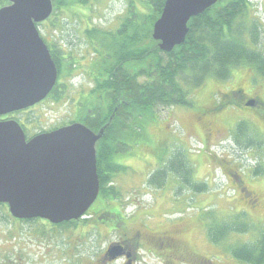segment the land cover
Wrapping results in <instances>:
<instances>
[{
    "label": "rangeland",
    "instance_id": "1",
    "mask_svg": "<svg viewBox=\"0 0 264 264\" xmlns=\"http://www.w3.org/2000/svg\"><path fill=\"white\" fill-rule=\"evenodd\" d=\"M247 1L255 9V19L262 34V43L256 47L259 51H264V0ZM2 2L0 0V4ZM130 4L134 9L143 12L142 0H88L86 8H77L78 11L74 16L67 12H58L55 27L51 26V20L43 22L38 27L50 51L54 52L52 45L57 46L62 55L65 53L79 59L80 69L72 74V79L62 80L69 85L71 93L75 92L72 96L73 101H68V98L56 102L46 99L18 117V121L23 124L20 128L28 134V137L73 121L99 130L97 125L99 122L94 120V110L99 113L98 107H104L105 100L97 98L94 93L87 95L86 91L90 89L91 82L82 73L90 64L89 60H93V50L96 47L95 43L90 44V38L94 39V37L89 36L87 29L115 31ZM145 12L150 13L148 9ZM137 82L141 85L143 80L138 78ZM203 83L199 88L189 90L187 103L180 105L185 106L184 110L188 112L187 114L179 107L162 109L158 107L159 105L153 109L131 107L127 110V113L138 117V121H141L140 130L137 131L139 138L130 144L129 152L114 158V162L123 168L113 180L116 199L102 205L97 198L87 212L93 215L88 222H77L75 226L67 224L52 226L40 219H13L9 217L7 210L0 207V264H99V258L108 245L114 244L127 233H130L128 236L133 239L136 229L133 220L142 219L147 227L156 228L157 214L165 209L163 207L167 194L168 204L173 207L169 212L171 215L167 214L163 217L164 223L167 225L187 218L188 225L181 240L191 251L203 253L201 254L203 264H252L250 261L245 263L236 260L231 256L230 251L241 249L246 245L253 246L252 249L254 246L264 245V141L259 144V152H257L258 161L263 168L255 171V176H260V180L258 178L257 184L251 186V190L260 200L262 209L254 212L246 205L247 200L242 199L241 195L225 182L218 170V162L221 159L237 160L240 155L236 152L249 145L252 147L255 142L261 140L254 138L247 140L246 136H251L249 129L252 123L247 122L248 125H245L240 119L229 120L224 127L230 129L228 131L224 129L222 138L218 137L219 140L214 143L218 147L207 150L203 145L204 134L201 135L199 125L193 126L191 121L194 119V113L209 106L211 98L218 101V92L242 87L244 91L246 89L250 93L261 90L259 86H263L262 92L258 93L264 96V78L253 74L247 67H238L226 79L207 78ZM79 95L86 98L80 99L81 102L78 104L74 99ZM242 124L244 125L241 129L246 133L238 134ZM116 127L127 128V121L118 119ZM126 130L125 132H128ZM132 134L133 132L130 131V134L126 135L128 137ZM234 138L235 145L232 144ZM233 146L236 148L234 149ZM159 152H163L162 160H159ZM179 152H183L187 158L181 161L170 159V156L173 159L175 155L180 154ZM196 152H203V156L191 157ZM214 153L218 154V159L213 157ZM168 164L179 166V170L184 168L186 174L178 175L168 169ZM243 165H250L249 160L245 158ZM189 182L191 187L188 185ZM117 209L120 216L127 218L128 222L125 226L120 223L104 225L105 215ZM201 213H203V247L199 238L198 219ZM214 227L229 230L226 232L225 229H221L222 233L227 234L217 241V245L209 242L211 239L207 234V230ZM161 230L164 229L154 231ZM144 247L151 253L148 254ZM144 247L139 249L137 264H163L160 260L164 256L163 251L156 253L152 252L155 250L151 246ZM254 252L250 258L260 259L262 260L260 264H263L264 255L262 256L256 247ZM117 256L114 255L111 260L117 261ZM198 262L201 264V260H196L194 264H199ZM112 264L122 263L117 261ZM173 264H178V261Z\"/></svg>",
    "mask_w": 264,
    "mask_h": 264
},
{
    "label": "trees",
    "instance_id": "2",
    "mask_svg": "<svg viewBox=\"0 0 264 264\" xmlns=\"http://www.w3.org/2000/svg\"><path fill=\"white\" fill-rule=\"evenodd\" d=\"M2 1L4 3L0 4V8L8 3V0ZM87 1L52 0L53 13L48 19L51 20V26H56L58 12L74 16L77 8H86ZM164 2L165 0H142L143 12L134 9L132 4L128 5L118 28L113 32L87 29L89 36L95 39L90 38V44L95 43L96 47L93 50V60H89L90 64L82 73L91 82L87 95L94 93L97 98L105 100L104 107H98L99 113L94 110V120L99 122V130L112 116L102 139L95 146L99 181L97 198L102 205L117 196L112 186L113 180L123 168L114 162V158L129 152L130 144L139 138L137 131L140 130L141 121L127 113L129 108L153 109L159 105L162 109H170L171 106L184 105L187 103L189 90L199 88L207 78L226 79L238 67H247L255 75L264 78V51H259L256 47L262 43V34L255 19V9L247 0H220L200 16L192 18L187 25L185 41L170 53L161 52L158 43L151 38L153 23L159 18ZM147 9L150 12L148 14L145 12ZM42 39L45 40L43 37ZM46 46L50 48L47 44ZM52 47L54 52L51 50L50 56L58 77L46 99L56 102L68 98L71 101L75 92L71 93L69 85L62 80L71 78L80 69L79 59L65 53L62 55L57 46ZM138 78L143 80L141 85L137 82ZM85 97L82 96V99ZM118 119L126 120L127 128L116 127ZM86 127L94 133L98 132L89 125ZM241 127L242 125L239 129ZM130 131L133 134L127 137ZM0 207L7 210L5 205ZM109 213L119 215L118 209ZM66 224L75 226L76 222L62 225ZM221 229L225 228L214 227L207 230L212 245H217V241L226 236L227 233H222ZM263 246H254L252 249L253 246L246 245L229 251L238 261L260 264L262 260L250 257L254 255L255 247L263 256Z\"/></svg>",
    "mask_w": 264,
    "mask_h": 264
},
{
    "label": "water",
    "instance_id": "3",
    "mask_svg": "<svg viewBox=\"0 0 264 264\" xmlns=\"http://www.w3.org/2000/svg\"><path fill=\"white\" fill-rule=\"evenodd\" d=\"M51 1L8 0L0 8V117L40 104L57 82L36 28L51 16ZM219 1L165 0L151 32L158 49L180 46L189 21ZM111 120L97 133L73 123L28 141L16 122L0 121V205L17 220L58 225L83 219L99 193L95 146Z\"/></svg>",
    "mask_w": 264,
    "mask_h": 264
},
{
    "label": "flooded vegetation",
    "instance_id": "4",
    "mask_svg": "<svg viewBox=\"0 0 264 264\" xmlns=\"http://www.w3.org/2000/svg\"><path fill=\"white\" fill-rule=\"evenodd\" d=\"M50 50V48H49ZM254 74V73H253ZM253 79V76H252ZM261 90H256L255 92L248 93L244 88L238 87L233 88L228 91L218 92L217 100L210 99L209 106L206 108H201L198 112L193 114L194 119H192L191 124L193 126H198L201 129V135L204 134L205 139L203 141V145L207 148V150L211 148H217L214 143L219 140L218 137L222 138L224 129L227 131L230 128H225L228 124L229 120L240 119L246 125L247 122L252 123L251 129H249V135L246 136L247 140L254 138L255 140H260L259 142H252L254 146L251 145L246 146L245 149H241L240 152H236L240 155V158L234 161H227L226 159H221L219 163V172L222 174L225 182L231 185L234 190H236L242 199H246V205L250 207L254 212L260 211L262 207H260V200L256 196L255 192L251 190V186L257 184V179L260 176H255V171L257 169H262L263 167L260 166L259 159V144L264 141V96H261L258 92H262V87L259 86ZM215 94L213 95V97ZM79 97V98H78ZM74 99V102L80 103V99L82 100V96L79 95ZM86 98V97H85ZM84 98V99H85ZM73 101V97H72ZM179 107L183 111L185 106H175L173 108ZM32 109V108H31ZM30 109L14 112L4 117H0V121H14L17 122L20 127H23V124L18 121V117L24 113V111H28ZM185 114L188 112L185 111ZM80 124V123H79ZM242 124V126L244 125ZM248 125V124H247ZM64 126H67L64 125ZM61 126V127H64ZM60 127V128H61ZM249 128V126H248ZM58 128H52L50 130L41 131L43 133L54 131ZM23 130V129H22ZM251 130V132H250ZM24 131V130H23ZM26 138V141L31 139L35 134L31 137H28V134L23 132ZM246 131H238V134H244ZM41 134V133H40ZM237 134V133H236ZM220 143V142H219ZM258 143V144H257ZM232 144H236V139L234 138ZM235 149L236 146H233ZM253 149L252 151L250 150ZM257 149V150H255ZM212 151V150H210ZM245 154H244V153ZM180 154L175 155L172 159L173 161H181L185 159L186 155H183V152H179ZM163 152H159V160L162 156ZM196 155L203 156V152H196L195 155L191 157H195ZM213 157L218 159V154L214 153ZM187 158V157H186ZM249 160L250 165H243L244 159ZM189 159V158H188ZM257 161V162H256ZM253 163V164H252ZM254 165V166H253ZM253 166V167H252ZM183 167V165H182ZM168 169L176 172L178 175L185 173L184 168L179 170V166L173 165L169 166ZM188 175V174H187ZM188 185L191 187V183L189 182ZM169 203L168 194L166 196V203L163 208H165L161 213L157 214L156 220V228H149L143 222L142 219H135L136 229L134 231L133 239L129 238V234H124L120 240L116 241L114 244H110L106 247L104 252L99 258V264H112L120 261L122 264H137L139 261L138 254L139 249L141 247L151 246L153 248L152 252L163 251L164 256L160 258L163 264H173L175 261H178V264H194L196 260L200 261L203 264V253L193 252L191 251L183 241L181 240L182 235L186 231V227L188 225L187 218L179 219L178 221L168 223L167 225L164 223L163 217L165 215H171L170 209L171 206ZM259 208V209H258ZM177 214V213H176ZM93 215L86 213L83 219H80L77 222L86 223ZM165 219V218H164ZM192 219V218H191ZM200 228H199V238L200 243L203 247V213L200 214V219H198ZM127 218L117 215L116 213H108L104 217L103 224L106 226L114 225L120 223L122 226H125L127 223ZM155 229H164L158 232H155ZM146 243V244H144ZM148 254L151 253L149 249L144 247ZM110 253L116 251L117 253V261L113 262L111 259L113 255L107 253L108 250ZM170 258H174L170 260ZM200 264V262H198ZM264 264V263H263Z\"/></svg>",
    "mask_w": 264,
    "mask_h": 264
}]
</instances>
